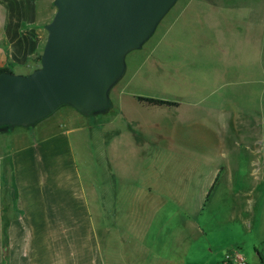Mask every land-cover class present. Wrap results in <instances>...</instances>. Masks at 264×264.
Returning a JSON list of instances; mask_svg holds the SVG:
<instances>
[{"label": "crops", "instance_id": "1", "mask_svg": "<svg viewBox=\"0 0 264 264\" xmlns=\"http://www.w3.org/2000/svg\"><path fill=\"white\" fill-rule=\"evenodd\" d=\"M53 1L0 0V68L11 67L12 72L16 74H28L34 70L37 64L33 59L37 54H41L47 36L44 26L50 22L55 12ZM196 6H190L177 15L170 27L168 42L159 43L154 50L155 55L152 56L156 57L157 62L150 64L146 60L148 57L145 61L135 62L137 64L133 65V71L123 83L125 88L117 93L116 98L119 100L114 104L109 96L111 105L105 112L85 114L65 104L57 108H66L62 109L67 110L65 116L60 113V117L53 123L50 122L51 114L57 109L31 126L0 129V264H4L5 241V264H104L98 248L97 227H105L106 233L116 232L120 237L126 234L123 226L130 220V215L135 223L142 221V225L147 224L149 227L153 219L159 217L161 204L171 203L169 196L165 195L173 192H191L194 185L192 180L177 181L174 173V177L171 173L169 176L164 175L156 166L153 168L158 171L151 173L139 168L137 172L128 171V155L123 150L127 148L129 140L123 136L130 133L126 136L130 137L136 150V161H145V144L148 143L144 138L138 137L140 126L132 119L125 122L122 116L127 106L158 108L165 112L161 117L164 121L168 115L166 112L179 111L187 103L184 100V87L176 82L178 77L183 82L186 80L188 66L181 59L190 55L185 49L187 42L182 29V18L193 12L212 11L214 16L216 13H224L208 4ZM230 30L239 31L240 26H234ZM166 45L167 56L162 54ZM126 69L127 66L122 77ZM143 72H147L145 78L158 79L154 86L152 82L155 98L169 97L166 100L172 99L171 101H176L179 105L156 107L140 104L135 96H139V91L142 90L136 87L148 82L138 84L135 79L141 74L145 75ZM198 83L201 90L195 94L211 95L229 112L228 117H239L244 110L252 113L257 131L253 146L241 143L235 146L243 145L250 160L254 161L255 156L264 160V138L261 137L264 128V102L258 100L257 106L249 101L240 104L232 93L220 87V81L216 79H205ZM108 113H112L113 117L109 116L105 121L109 126L105 133H102V151L100 149V155L105 162V177L101 182L96 179L97 175H92L86 185L78 171L74 138L78 136L85 139L87 128L95 126L93 122L89 124L85 120L86 117L90 119L99 114L107 116ZM50 124H53L52 130L41 133V130ZM147 131L142 132L145 139L154 137L155 132L149 129ZM171 138L172 136L168 137V140L164 138L165 144L162 147L171 148ZM78 143V147H85L87 152L86 142ZM152 143L160 147L156 141L153 140ZM213 146L218 147L219 158L213 162V172L209 173L204 185L209 190L218 175L219 180L213 191L218 193L223 188V180L227 181L238 169L237 165H229L231 160L228 150L224 148L225 143L217 141ZM167 149H164L166 155L169 152ZM160 150L159 148L155 153V148L150 149L147 160L152 159L154 163L160 161ZM173 150L174 155L170 151L169 158H180L176 153L178 151L175 148ZM95 154L92 156V163H97ZM252 173L250 170L247 175ZM136 178V183H133L134 196L131 197L129 179ZM227 190L233 192V189ZM131 208L135 209L134 213H130ZM197 226L202 233L201 226ZM171 230L169 234H175ZM141 233L145 231L142 230ZM175 239L170 238L168 257L159 259L162 261L160 264H187L188 251H182L178 255L173 244Z\"/></svg>", "mask_w": 264, "mask_h": 264}, {"label": "rangeland", "instance_id": "2", "mask_svg": "<svg viewBox=\"0 0 264 264\" xmlns=\"http://www.w3.org/2000/svg\"><path fill=\"white\" fill-rule=\"evenodd\" d=\"M202 3L224 13L214 16L212 11L193 12L182 18L187 42L185 49L190 55L181 59L188 66L186 80L183 82L178 77L176 82L184 87L187 103L179 111L166 112L168 115L164 121L161 117L165 112L158 108L127 106L122 116L125 122L132 119L140 126L138 137L148 143L145 144V161H136V150L130 137L126 136L130 133L123 136L129 140L123 152H127L126 166L130 173L139 171L138 168L151 173L158 171L153 168L156 166L164 175L174 173L175 180L190 179L194 185L191 192L165 195L169 196L171 203L161 204L159 217L153 219L149 227L142 225V221L135 223L132 215L123 226L126 234L120 237L116 232L106 233L105 227H97L98 248L104 264H160L159 259L168 257L170 238L173 237L176 238L173 244L178 255L188 251L187 264H226L223 262L225 258L236 255H241L246 264H264V160L259 156L250 160L243 145L235 146L238 143L253 146L257 134L254 116L244 110L239 117H228L229 112L211 95L195 94L201 90L198 81L216 79L220 81V87L232 93L240 104L249 101L257 106L258 100L264 102V0H177L141 48L127 54L126 72L111 87L109 96L115 104L119 100L117 93L125 88L123 83L133 71L135 62L145 61L147 57L150 64L157 62L152 56L154 50L159 43L168 42L170 27L177 15ZM234 26H240V30L231 31ZM164 48L162 54L167 56V45ZM143 73L145 75L141 74L135 81L138 84L147 81L148 84L141 83L136 89L142 90L139 91L142 96L155 97L152 82L154 86L158 79L145 78L147 72ZM62 109L66 108H59L51 114V123L60 117V113L65 116L67 110ZM109 116L113 117L112 113L94 115L90 119L86 117L85 120L95 126L87 128L85 139L74 138L78 171L86 185L92 175H97L96 179L101 182L105 177V162L100 154L102 133L108 129L109 124L105 121ZM52 126L50 124L41 133L51 131ZM147 129L155 132L154 137L145 139L142 132ZM170 136L171 148L162 147ZM261 137L264 138V128ZM153 140L160 147L154 145ZM81 141L82 144L86 142L87 152L85 147H78ZM217 141L226 144L224 148L231 160L229 165H237L238 172L235 171L227 181L223 180V188L218 193L212 192L206 201L208 188L204 181L213 172V162L219 158L218 147L213 146ZM153 148L155 153L161 149L160 161L155 163L152 159L147 160ZM173 148L180 158H169L170 151L174 155ZM164 149L169 150L168 155ZM94 153L97 163L91 162ZM250 170L253 173L248 176ZM136 181L137 178L129 179L131 197ZM227 189H233V192ZM134 211L131 208L130 213ZM142 230L145 233H141ZM170 230L175 234L170 235Z\"/></svg>", "mask_w": 264, "mask_h": 264}, {"label": "water", "instance_id": "3", "mask_svg": "<svg viewBox=\"0 0 264 264\" xmlns=\"http://www.w3.org/2000/svg\"><path fill=\"white\" fill-rule=\"evenodd\" d=\"M177 0H54L40 64L0 73V129L31 126L61 105L105 112L125 58L154 33Z\"/></svg>", "mask_w": 264, "mask_h": 264}, {"label": "trees", "instance_id": "4", "mask_svg": "<svg viewBox=\"0 0 264 264\" xmlns=\"http://www.w3.org/2000/svg\"><path fill=\"white\" fill-rule=\"evenodd\" d=\"M40 57L41 54H37L35 56V58L33 59V62H35L37 64V66L35 68H37L40 64ZM34 68V69H35ZM1 72H12L11 67H3L0 68V73ZM135 99L142 105L144 106H156V107H176L179 105L178 102L176 101H171V100H166V99H160V98H155V97H149V96H135ZM218 175L216 176V178L214 179V182L212 183L211 187L209 188L207 194H206V201L208 200L210 194L214 191L215 186L217 185L218 182ZM6 228V225L4 226V229ZM6 258H7V248H6V241L4 243V247H3V259H4V264L6 262Z\"/></svg>", "mask_w": 264, "mask_h": 264}, {"label": "built area", "instance_id": "5", "mask_svg": "<svg viewBox=\"0 0 264 264\" xmlns=\"http://www.w3.org/2000/svg\"><path fill=\"white\" fill-rule=\"evenodd\" d=\"M226 264H246L244 259L241 257V255H236L233 258H225L224 261Z\"/></svg>", "mask_w": 264, "mask_h": 264}]
</instances>
